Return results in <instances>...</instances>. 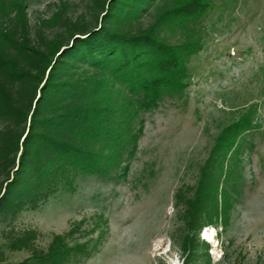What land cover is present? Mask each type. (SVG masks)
I'll use <instances>...</instances> for the list:
<instances>
[{"label": "rangeland", "instance_id": "1", "mask_svg": "<svg viewBox=\"0 0 264 264\" xmlns=\"http://www.w3.org/2000/svg\"><path fill=\"white\" fill-rule=\"evenodd\" d=\"M189 1L154 0L142 20L163 23V37L175 44L201 38V51L185 64V84L153 106L116 88L126 116L113 115L118 137L111 145L135 135L137 146L131 143L108 171L83 172L38 209L21 213L16 226L38 228L41 245L72 221L102 212L110 234L85 264H182L184 225L175 194L184 189L192 196L207 162L219 160L234 206L226 228L200 233L210 247V258L200 264H264V0H213L206 13L203 5L211 0H200L193 8L196 23L172 15L190 8ZM98 2L104 9L109 3L0 0V21L27 22L37 44L38 31L52 39L79 19L100 20ZM6 253L9 262L28 255Z\"/></svg>", "mask_w": 264, "mask_h": 264}, {"label": "trees", "instance_id": "2", "mask_svg": "<svg viewBox=\"0 0 264 264\" xmlns=\"http://www.w3.org/2000/svg\"><path fill=\"white\" fill-rule=\"evenodd\" d=\"M108 1L105 9L98 2L104 9L100 20L79 19L52 39L38 31L37 44L27 22L0 21V264H85L100 251L110 234L105 213L72 221L46 246L39 243L44 234L38 228H19L16 221L71 187L79 174L106 172L131 143L136 148L135 135L111 145L118 137L113 115L125 111L116 88L141 106L172 98L185 84L186 62L202 49L200 37L175 44L163 37V23L142 21L154 0ZM212 1L204 3L203 13L214 8ZM196 3L201 1L190 0V8L172 15L196 23ZM223 163L207 162L192 196L184 189L175 194L184 225L182 264L210 258L200 233L230 222L234 200ZM6 251L28 255L9 262Z\"/></svg>", "mask_w": 264, "mask_h": 264}, {"label": "bare ground", "instance_id": "3", "mask_svg": "<svg viewBox=\"0 0 264 264\" xmlns=\"http://www.w3.org/2000/svg\"><path fill=\"white\" fill-rule=\"evenodd\" d=\"M210 229V228H209ZM211 231V230H210ZM207 232V231H206Z\"/></svg>", "mask_w": 264, "mask_h": 264}]
</instances>
